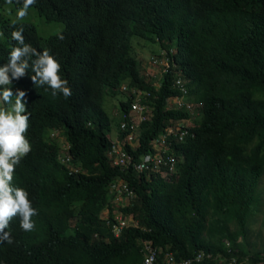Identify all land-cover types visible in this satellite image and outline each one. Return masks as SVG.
I'll use <instances>...</instances> for the list:
<instances>
[{"label":"trees","instance_id":"trees-1","mask_svg":"<svg viewBox=\"0 0 264 264\" xmlns=\"http://www.w3.org/2000/svg\"><path fill=\"white\" fill-rule=\"evenodd\" d=\"M1 1L0 66L7 63L12 47L17 46L11 39L12 31L22 26L25 42L40 52L49 50L73 90L69 98L62 94L53 97L50 89L45 90L47 86H34L31 69L25 77L12 82L14 93L21 90L27 94L26 137L31 145L27 159L15 170L13 184L27 189L39 211V225L43 229L24 234L15 231L13 243L7 246L13 253L6 259L11 260L14 252L21 253L31 244L41 243L46 247L45 253L54 248L50 261L58 260L55 264H70L76 256L86 255L97 264H144L150 252L156 255L153 264H169L165 259L170 252L172 264H181L184 259H193L200 250L205 258L199 264H239L236 254L242 259L247 252L238 239L247 235L245 221L255 200L253 189L264 173V14L260 9L253 6L247 11L241 29L230 34L215 31L225 47L213 48L209 38L202 34L194 13L180 11L174 5L193 4L194 0H166L169 4L160 16L156 5L163 0H156L152 9L137 2L143 16L151 19L146 25L125 18L127 11L120 3H113L109 13L88 19L84 16L87 0H37L28 16L17 21L15 9L19 5L14 2V8L7 9V4ZM34 14L47 22L63 24L74 18L80 28L66 25L64 39L60 40L45 32L47 28L43 25L34 23L30 19ZM162 16L173 17L184 36L201 47V78L194 82L196 93L201 87L202 92L189 95L192 98L196 95L194 99L203 102L204 111V128L180 151L183 160L177 163L178 173L167 183L159 175L146 178L136 173L132 164L127 168L123 163H113L118 155L116 143L122 144L123 136L111 131H122L119 123L125 120L130 132L131 120L121 118L130 105L119 100L111 111L102 105L103 94H112V84L117 80L115 71H119L112 61L116 47L110 40L111 34L126 36L129 29H147L161 40ZM142 31L138 34L143 35ZM212 68L223 71L226 77L221 80ZM124 72L120 69L121 74ZM165 91L182 95L181 89L173 90L170 84ZM249 95H257L260 101ZM226 96H236L249 120L234 125L227 118ZM154 106L155 103L150 120L140 124L138 141L133 138L138 147L122 145L133 161L146 152L170 155L176 151V144L173 147L162 129L161 100L155 106L156 111ZM54 127L65 130L67 149L58 151L54 143L44 138L45 129ZM163 141L165 145H161ZM122 161L127 164V159ZM116 176L129 182L136 197L119 207L120 219L126 223L116 221L110 209L106 224L100 213L108 199L110 203L114 197L110 183ZM57 207L51 230L48 217ZM130 214L135 225L126 220ZM70 215L77 216L88 229H84L85 234L77 231L84 244L74 242V236L69 237L64 231L53 233L58 222ZM70 221L69 218L68 224ZM16 226L20 229V222ZM231 256L234 261L228 262ZM220 257L224 260L220 261ZM249 259L250 264H264V251L255 252Z\"/></svg>","mask_w":264,"mask_h":264},{"label":"clouds","instance_id":"clouds-1","mask_svg":"<svg viewBox=\"0 0 264 264\" xmlns=\"http://www.w3.org/2000/svg\"><path fill=\"white\" fill-rule=\"evenodd\" d=\"M1 2H6L8 5H13L15 2L16 5H19L16 11V19L20 21L28 16L29 9L37 3V0H2ZM137 2H141L152 9L156 0H87L84 16L88 19L103 16L113 8V3L115 5L120 3L127 11L125 18L145 24L147 20L151 19L143 16ZM168 4V1L163 0L156 5L158 16L165 12ZM174 5L180 11L194 13L199 20L202 34L209 38L210 45L213 48L217 45L225 47L215 31L230 34L234 30L241 29L245 25L247 11L253 6H257L260 13L264 14V0H194L193 4L177 3ZM34 16L36 18L34 23L47 28L45 31L47 33L51 26L57 24L47 22L46 19H39L37 14H34ZM159 18L164 33L161 40L154 32L147 31V29L144 31L129 29L126 36L111 34L110 40L116 47V53L112 61L117 65L119 71H115L117 80L112 84V94H103V101L105 97L108 100L110 99L112 110H115V102L119 100L130 105L128 111L121 114V118L129 117L131 120L130 132H128L127 127L129 123L125 120H120L119 123L122 131H111L119 132L123 136L122 144L116 141V154L119 156L115 155L113 163H123L127 168L129 164H132V169L136 173L144 174L146 178L159 175L167 183L171 182V177L178 173L177 163L183 160V154L180 151L198 137L199 129L204 128L202 125L203 102L194 99L197 94L202 92L200 86L201 88L196 93L194 82L196 80L198 83L200 80L202 67L200 63V45L184 36L173 17L162 16ZM64 23H60L62 28L58 32L49 34L63 40L66 25L72 28H80L78 24L74 23V18H70L69 21ZM139 31L144 32V34H138ZM23 32L22 26L18 30L12 31L11 39L17 46L12 47L7 63L0 66V101L6 106L0 107V264H55L58 260L50 261L54 248H50L45 253L46 247L41 243L31 244L27 249H22L21 253L14 252L15 256L11 260L6 259L10 258L13 253V251L7 249V246L13 243L14 236L17 234L15 231H19L18 234H24L43 229L39 225V211L29 192L27 189L16 187L13 184L15 170L27 159V154L31 152V145L26 137L29 128V114L25 101L27 94L21 90L14 93L16 88H11L12 82L25 77L31 69L34 75L30 78L34 86H47L45 90L50 89L53 97L62 94L65 98H69L73 93V90L71 91L68 87V84H70L68 78L60 73V63L50 54L49 50L45 49L40 52L26 43ZM0 36H3L2 32H0ZM152 45H156L158 49L154 50L152 54H148L147 50ZM144 53L147 56L145 58L140 57ZM162 54L164 58H161ZM120 69L125 72L121 74ZM212 71L219 74L221 80L226 77L221 70L212 68ZM167 84H170L173 90L175 88L181 89L182 95L166 92L165 86ZM190 92L196 93V95L192 98L189 95ZM248 97L254 101H260L257 95H249ZM226 98L228 100L227 118L234 125L241 120H249L244 115L236 96H226ZM213 99L214 97L210 101L212 102ZM160 100L162 124L164 125L162 129L165 132V138L172 142L173 147L176 144V151L174 149V153L170 155L163 152L152 155L146 152L138 157V161H133L132 157L123 150L122 145L128 143L132 149L138 147L135 141H138L140 124L150 120L153 115V103L156 106L157 103L160 104ZM163 101L165 102L164 105L162 104ZM169 104L171 105L169 106ZM124 129L127 131L126 133ZM44 138L54 143L58 151L69 147L65 130L61 127L45 129ZM133 138H135V141ZM161 145H165V142L163 141ZM161 145L156 147L160 148ZM64 159L68 160L69 157H64ZM122 159H127V164ZM78 169H81V166H78ZM263 174L257 179L253 189L254 194H256L258 183ZM110 192H114V197L110 203L108 199L101 210L100 218L108 224L111 209V211H114L113 217L116 221L126 223V221L120 219L121 216L118 210L120 206L130 203V200L136 197V192L129 186V182L121 176H116L115 180L110 183ZM117 196H120V198ZM67 207L72 211L71 204H68ZM260 207L259 215L264 212V199H261ZM57 214L58 207L48 217L51 230ZM73 217L70 215L67 219L62 218L53 233L64 231L65 235L74 236L72 238L74 242L84 244L82 237L77 234V231L85 234L84 229L74 227L72 233H67L74 225ZM69 218L71 221L68 224ZM247 219L245 221L246 230L250 227L246 225ZM254 220L255 218H253ZM17 222H20V229H17ZM127 222H134L132 214H130V219ZM79 223L84 225L81 222ZM133 225H135V222ZM238 240L241 241V238ZM242 243L247 253L242 259L236 254L239 264H244V260L250 263L249 258L259 251L251 252L247 249L246 243ZM249 245L254 248V245ZM229 258L230 261H234L233 256ZM183 262L195 264L191 258L184 259ZM97 263L86 255L82 258L76 256L75 261L70 264Z\"/></svg>","mask_w":264,"mask_h":264},{"label":"rangeland","instance_id":"rangeland-1","mask_svg":"<svg viewBox=\"0 0 264 264\" xmlns=\"http://www.w3.org/2000/svg\"><path fill=\"white\" fill-rule=\"evenodd\" d=\"M6 3V2H4ZM11 6V8H14L12 5H8L7 4V9ZM17 10L15 9V12ZM30 12V11H29ZM30 19H32V21H34L36 18L35 16H31ZM62 28V24L57 23L53 26L50 27L49 29V33L53 34L58 32L60 29ZM134 40V39H133ZM158 48L156 47V45H152L151 48H149L147 50L148 54H152L154 50H157ZM147 55L141 54L140 57L145 58ZM161 58H164V55H161ZM114 97V96H113ZM103 106L105 108H107L109 111L112 110L111 104H110V99L108 100L107 97H105L104 101H103ZM0 107H6L2 101H0ZM118 198H120V196H117ZM261 199H264V174L263 176L260 178V182L258 183L257 186V190H256V194H255V200L251 206V214L249 215L248 219H247V227L250 226L248 228V232L246 237H240L241 241L246 243V247L248 250H250L251 252L254 251H259L262 252L264 251V212L259 215V211L261 210L260 204H261ZM253 218H255V220L253 221ZM130 219V215L126 216V220ZM252 221V222H251ZM73 222L74 225L72 228H70L67 233H72L74 231V227L77 228H81V229H85L88 231L87 227L84 225H81L78 222V217L74 216L73 217ZM251 222V225H250ZM134 224V223H133ZM226 241V240H224ZM148 244V243H147ZM146 244V245H147ZM227 244V243H226ZM249 244L254 245V248H252ZM150 249L151 247L149 245H147ZM159 250H161V248H158ZM156 248V250H158ZM215 257V256H213ZM205 258L204 253L200 250L198 251L194 256H193V260L195 262V264H199L203 259ZM167 261V263L172 264V255L168 254L167 258L165 259ZM220 261H223V258H219ZM230 262V258L229 261ZM244 264H250L249 261L244 260Z\"/></svg>","mask_w":264,"mask_h":264},{"label":"built area","instance_id":"built-area-1","mask_svg":"<svg viewBox=\"0 0 264 264\" xmlns=\"http://www.w3.org/2000/svg\"><path fill=\"white\" fill-rule=\"evenodd\" d=\"M147 249H150L148 246L146 247ZM156 255H152V252L147 254L144 259V264H153L155 262ZM187 262H183L182 264H186Z\"/></svg>","mask_w":264,"mask_h":264}]
</instances>
